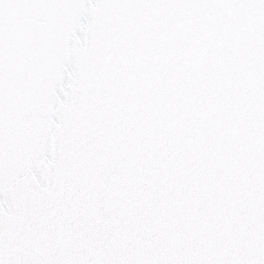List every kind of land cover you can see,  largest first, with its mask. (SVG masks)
<instances>
[{
  "label": "snow or ice",
  "instance_id": "6c2138e0",
  "mask_svg": "<svg viewBox=\"0 0 264 264\" xmlns=\"http://www.w3.org/2000/svg\"><path fill=\"white\" fill-rule=\"evenodd\" d=\"M33 35L133 191L62 255L0 224V264H264V0H0V108Z\"/></svg>",
  "mask_w": 264,
  "mask_h": 264
},
{
  "label": "water",
  "instance_id": "95a60500",
  "mask_svg": "<svg viewBox=\"0 0 264 264\" xmlns=\"http://www.w3.org/2000/svg\"><path fill=\"white\" fill-rule=\"evenodd\" d=\"M28 47L25 83L15 78L13 53L12 78L0 108V224L13 238L23 233L37 248L62 255L58 237L64 247L77 241L87 247L91 241L81 238L90 228L76 232L75 224L102 221L111 213L110 201L126 200L133 184L111 172L98 174L105 158L95 142L100 129L91 105L60 99L47 86L43 95L33 93L32 81L43 84L47 76L46 45L33 35ZM68 114L73 118L65 119Z\"/></svg>",
  "mask_w": 264,
  "mask_h": 264
}]
</instances>
